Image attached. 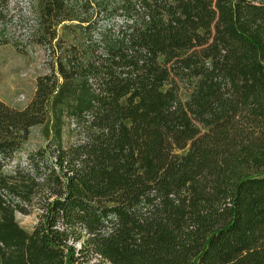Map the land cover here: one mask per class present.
<instances>
[{
  "label": "trees",
  "instance_id": "trees-1",
  "mask_svg": "<svg viewBox=\"0 0 264 264\" xmlns=\"http://www.w3.org/2000/svg\"><path fill=\"white\" fill-rule=\"evenodd\" d=\"M11 1L0 44L53 60L0 99V264H264V0H36L28 30Z\"/></svg>",
  "mask_w": 264,
  "mask_h": 264
},
{
  "label": "rangeland",
  "instance_id": "rangeland-1",
  "mask_svg": "<svg viewBox=\"0 0 264 264\" xmlns=\"http://www.w3.org/2000/svg\"><path fill=\"white\" fill-rule=\"evenodd\" d=\"M72 5L81 7L82 4L90 3V12L94 15H100L101 11L97 13V2L103 0H70ZM13 10L16 16L13 22H18L19 15L23 11L25 19L22 22L23 30L30 29L36 21L35 16L31 13V9L35 12L37 10L36 0H12ZM68 22V21H66ZM78 21L70 22V27L61 28L59 25L60 35L65 37L68 42H76L85 36L83 29L77 26ZM18 24H21L19 21ZM15 32V30H12ZM25 49H20L17 46L16 40L12 37L9 41L0 44V99L5 100L9 104L17 107H24L33 96L36 87V78L40 74L50 71L52 63V55L48 52L44 44L37 42H29L24 37L22 38ZM181 96L185 98L188 93L186 85L181 86ZM54 131V121L52 111L50 110L45 122L32 126L29 137L24 141L22 147L16 153L12 160H9L6 165V170L13 168L17 160L25 159L26 155L40 146H43L49 139L52 138ZM68 136V135H66ZM69 138L66 137V140ZM16 218L19 223L26 229L31 230L37 221L36 212L23 213L16 212ZM94 264H101L98 257L93 258Z\"/></svg>",
  "mask_w": 264,
  "mask_h": 264
}]
</instances>
